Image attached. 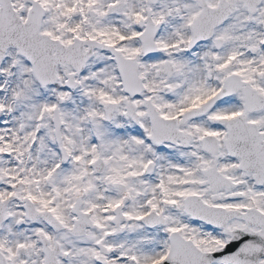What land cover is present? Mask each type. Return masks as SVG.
Wrapping results in <instances>:
<instances>
[{
    "label": "snow or ice",
    "instance_id": "6c2138e0",
    "mask_svg": "<svg viewBox=\"0 0 264 264\" xmlns=\"http://www.w3.org/2000/svg\"><path fill=\"white\" fill-rule=\"evenodd\" d=\"M0 264H264V0H0Z\"/></svg>",
    "mask_w": 264,
    "mask_h": 264
}]
</instances>
